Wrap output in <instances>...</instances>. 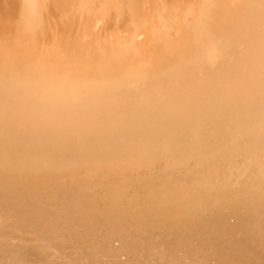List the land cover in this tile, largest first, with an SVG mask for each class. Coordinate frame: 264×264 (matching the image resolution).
<instances>
[{
  "label": "bare ground",
  "instance_id": "1",
  "mask_svg": "<svg viewBox=\"0 0 264 264\" xmlns=\"http://www.w3.org/2000/svg\"><path fill=\"white\" fill-rule=\"evenodd\" d=\"M0 264H264V0H0Z\"/></svg>",
  "mask_w": 264,
  "mask_h": 264
}]
</instances>
